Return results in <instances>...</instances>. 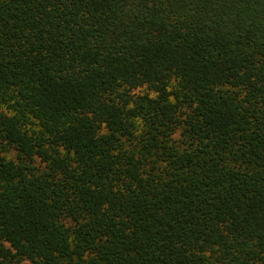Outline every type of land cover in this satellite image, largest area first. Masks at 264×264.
<instances>
[{
    "label": "trees",
    "instance_id": "obj_1",
    "mask_svg": "<svg viewBox=\"0 0 264 264\" xmlns=\"http://www.w3.org/2000/svg\"><path fill=\"white\" fill-rule=\"evenodd\" d=\"M0 264H264V0H0Z\"/></svg>",
    "mask_w": 264,
    "mask_h": 264
},
{
    "label": "rangeland",
    "instance_id": "obj_2",
    "mask_svg": "<svg viewBox=\"0 0 264 264\" xmlns=\"http://www.w3.org/2000/svg\"><path fill=\"white\" fill-rule=\"evenodd\" d=\"M4 155L7 157V158H10V157H13L14 156V152L13 151H9L7 153H4Z\"/></svg>",
    "mask_w": 264,
    "mask_h": 264
}]
</instances>
